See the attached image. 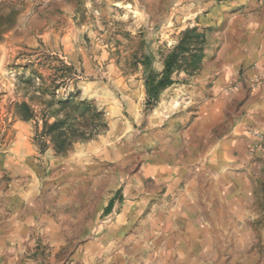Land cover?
<instances>
[{
  "label": "rangeland",
  "instance_id": "1",
  "mask_svg": "<svg viewBox=\"0 0 264 264\" xmlns=\"http://www.w3.org/2000/svg\"><path fill=\"white\" fill-rule=\"evenodd\" d=\"M179 1L52 0L42 6L0 0V184L21 196L34 193L31 202L40 223L35 250L42 264H52L55 247L43 239L48 233L42 220L55 223L68 253L81 239L108 235L102 223L108 203L139 160L155 154L153 146L140 142L155 129L149 117L158 115L157 105H146L143 55L151 53L153 68L160 72L187 29L205 33L206 47L214 29L193 25L183 12L184 0L181 6ZM70 95L87 100L103 117L88 120L99 125L93 137L58 153L42 135L41 112L57 110L58 101ZM116 101L131 127V167L123 160L124 124L112 127L114 115L106 109ZM22 102L32 106L34 119L19 117ZM55 115L49 122L63 117L61 111ZM214 230V264H264V180L254 223H246L238 235L232 229ZM61 253L53 264L61 263Z\"/></svg>",
  "mask_w": 264,
  "mask_h": 264
},
{
  "label": "crops",
  "instance_id": "2",
  "mask_svg": "<svg viewBox=\"0 0 264 264\" xmlns=\"http://www.w3.org/2000/svg\"><path fill=\"white\" fill-rule=\"evenodd\" d=\"M183 3L188 21L214 28L207 34L200 68L192 75L181 72L178 82L161 94L154 110L158 115L149 117L155 129L140 139L156 152L139 160L108 203V235L81 239L68 253L63 250L66 238L54 232L55 223L41 221L48 233L43 239L55 245L52 264L59 250L60 264H214V229H232V235H238L259 217L264 180V140L259 136L264 134V3ZM170 108L165 117L163 112ZM106 109L114 115L112 127L124 124L123 160L131 167V127L117 101ZM33 199L34 193L21 196L0 184V264H42L35 250L40 223ZM135 248L142 251L134 253Z\"/></svg>",
  "mask_w": 264,
  "mask_h": 264
},
{
  "label": "trees",
  "instance_id": "3",
  "mask_svg": "<svg viewBox=\"0 0 264 264\" xmlns=\"http://www.w3.org/2000/svg\"><path fill=\"white\" fill-rule=\"evenodd\" d=\"M206 35L196 27L187 29L177 46L165 57L164 66L160 72L153 68V55L145 53L142 58L144 65V85L146 91V105L153 108L160 101L161 94L174 83L178 82V75L185 72L192 75L202 63L205 48ZM52 99L49 101L51 104ZM59 108L51 111L43 109L41 112L44 137L50 138L58 153L65 152L68 145L74 141L86 140L94 136L98 124L89 123L90 118L103 117L101 111H97L87 100L75 101L73 95L65 100L58 101ZM19 117L22 120L34 119L37 115L32 106L22 102L18 106ZM61 111L63 117H56L49 122L51 116ZM90 126H89V125ZM103 124V123H102Z\"/></svg>",
  "mask_w": 264,
  "mask_h": 264
},
{
  "label": "built area",
  "instance_id": "4",
  "mask_svg": "<svg viewBox=\"0 0 264 264\" xmlns=\"http://www.w3.org/2000/svg\"><path fill=\"white\" fill-rule=\"evenodd\" d=\"M11 1H28V0H11ZM29 1H32L34 3H37L39 5H42V6H47L49 5V3L52 1V0H29ZM262 2L264 3V0H262ZM169 114L168 113H165V117H168ZM262 140H264V134H260L259 135ZM107 221V219L103 220L102 223H105Z\"/></svg>",
  "mask_w": 264,
  "mask_h": 264
}]
</instances>
